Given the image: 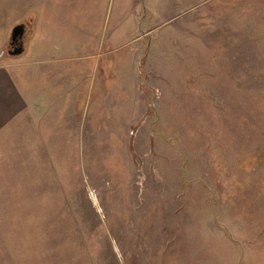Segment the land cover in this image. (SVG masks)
<instances>
[{"label":"rangeland","instance_id":"obj_1","mask_svg":"<svg viewBox=\"0 0 264 264\" xmlns=\"http://www.w3.org/2000/svg\"><path fill=\"white\" fill-rule=\"evenodd\" d=\"M0 7L85 61L0 139V264H264V0Z\"/></svg>","mask_w":264,"mask_h":264},{"label":"crops","instance_id":"obj_2","mask_svg":"<svg viewBox=\"0 0 264 264\" xmlns=\"http://www.w3.org/2000/svg\"><path fill=\"white\" fill-rule=\"evenodd\" d=\"M16 8L0 7V14L7 15L10 11H16ZM19 10L20 7H18L17 11ZM50 11L51 9L47 7L46 12L50 13ZM65 19L68 22L67 15ZM15 23L12 21L5 23L4 31L0 34V139L28 117L37 114L47 107L50 101L48 90L51 86H58L64 83L68 85L69 78L74 74V77H76L74 79L76 80L72 84V91L76 93L79 92L80 86L83 87L82 83L84 81L85 61L83 58L80 60L78 54H72V56L46 54L35 57L33 60L27 59L21 62L17 61L19 60L17 59L18 57L16 58L17 53L8 51V54H5V47L8 49L14 29L11 27ZM21 23L22 21L16 25H20ZM28 25L26 24L25 26L26 34H29L30 31ZM61 27H64V17H62ZM35 30L36 24L33 27L34 32ZM33 31L32 34H34ZM69 60L76 61L74 64L75 68L72 70L70 69ZM36 64L41 67L38 72L46 76V80L48 79V82L45 80L44 86H40L38 78L35 76L34 71H32L33 66ZM48 83H50V86H48ZM74 101L76 102L77 100Z\"/></svg>","mask_w":264,"mask_h":264},{"label":"flooded vegetation","instance_id":"obj_3","mask_svg":"<svg viewBox=\"0 0 264 264\" xmlns=\"http://www.w3.org/2000/svg\"><path fill=\"white\" fill-rule=\"evenodd\" d=\"M27 22L25 23H21L19 25V30L17 32V35L16 37L13 39V34L11 36V40H10V43H9V46H8V51L9 52H12V50H14V48H20V47H23V44H22V38L25 34V26H26Z\"/></svg>","mask_w":264,"mask_h":264},{"label":"water","instance_id":"obj_4","mask_svg":"<svg viewBox=\"0 0 264 264\" xmlns=\"http://www.w3.org/2000/svg\"><path fill=\"white\" fill-rule=\"evenodd\" d=\"M18 30H19V25H16V26L14 27V29H13V33H12V34H13V39L16 37ZM22 49H23V47H20V48H14V50H12V52H13V53H19V52L22 51Z\"/></svg>","mask_w":264,"mask_h":264}]
</instances>
